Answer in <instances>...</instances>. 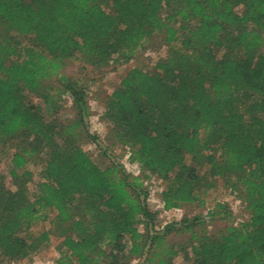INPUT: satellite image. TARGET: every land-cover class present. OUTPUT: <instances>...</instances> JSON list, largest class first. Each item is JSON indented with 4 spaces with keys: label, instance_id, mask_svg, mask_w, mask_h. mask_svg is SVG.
I'll list each match as a JSON object with an SVG mask.
<instances>
[{
    "label": "trees",
    "instance_id": "1",
    "mask_svg": "<svg viewBox=\"0 0 264 264\" xmlns=\"http://www.w3.org/2000/svg\"><path fill=\"white\" fill-rule=\"evenodd\" d=\"M154 35L164 56L153 70L129 69L103 103L108 137L129 150L135 176L83 148L103 147L88 129L86 82L47 79L65 60L122 65ZM64 94L70 118L58 115ZM0 150L9 155L0 264L44 248L52 230L35 226L46 220L64 264H176L181 252L189 264H264V0H0ZM41 155L30 188L28 164ZM151 176L167 210L204 205L201 193L224 178L247 216L215 234L202 214L158 228ZM208 215L232 216L222 202ZM172 233L188 234V244L172 243Z\"/></svg>",
    "mask_w": 264,
    "mask_h": 264
},
{
    "label": "rangeland",
    "instance_id": "2",
    "mask_svg": "<svg viewBox=\"0 0 264 264\" xmlns=\"http://www.w3.org/2000/svg\"><path fill=\"white\" fill-rule=\"evenodd\" d=\"M10 32V31H9ZM14 34L21 42H28L27 38L22 37L17 32H10ZM166 44L162 40L161 35H154L151 40L142 48L135 57L122 64L113 66H107L102 69H95L88 64H85L81 60H65L62 67L57 71V75H53L47 79L49 83L56 86L57 79L60 75H64L68 78L80 79L86 82L88 86L87 102L89 106L88 115V129L92 134L97 135L102 141L103 147L90 142L83 143V148L87 151L89 156L98 163L100 166H105L111 161L119 162L126 172L131 175H141L138 164L130 161L126 157V149L118 145H114V139L108 137V124L102 117L103 114V103L109 96L111 91L118 86L122 77L127 71L133 67H142L146 70H153L155 62L164 56L166 52ZM29 99L34 102H40V99L33 93H28ZM62 108L59 112V117L70 118L71 113V100L69 95L64 94L62 97ZM107 137V139H106ZM106 148V150H104ZM9 155L6 152L0 150V171L6 172L8 166ZM43 155L37 160L36 163H29L28 169L33 173V181L29 183V187L33 188L34 183L38 180L40 175L41 166L43 164ZM147 185L148 197L147 203L152 211L157 212V225L161 228L167 223L177 222L182 216L192 217L195 214H202L206 217L205 225L208 234H215L218 231L224 229L231 223L237 224L239 221L244 219L247 214L241 206V202L235 194L230 192V189L225 184L224 178H216L214 180V186L208 189L205 193H201V197L205 200L204 205L198 203L184 204L180 207L172 208L170 210L163 209L162 201L160 197V191L162 189V181L157 179L155 176L147 178L144 182ZM217 202L227 204L228 209L231 211L232 216L227 218H221V215L211 218L208 215L209 210ZM51 224L48 220L43 221L35 226V229H51L52 234L48 244L40 249L38 252L30 255L28 258L10 262V264H64L66 261L64 251H59V245L61 236L56 230L51 228ZM168 239L172 243H183L188 244V234L176 233L171 234ZM141 260L135 258L130 261V264H139ZM176 264H189L184 259L183 253H179L175 257Z\"/></svg>",
    "mask_w": 264,
    "mask_h": 264
},
{
    "label": "built area",
    "instance_id": "3",
    "mask_svg": "<svg viewBox=\"0 0 264 264\" xmlns=\"http://www.w3.org/2000/svg\"><path fill=\"white\" fill-rule=\"evenodd\" d=\"M126 153H127L126 157L129 158V157H130V152H129L128 149H126ZM129 159H130V158H129ZM169 210H170V209H169Z\"/></svg>",
    "mask_w": 264,
    "mask_h": 264
}]
</instances>
